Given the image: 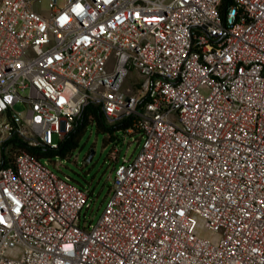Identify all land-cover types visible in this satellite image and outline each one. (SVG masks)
Here are the masks:
<instances>
[{"label":"built area","instance_id":"obj_1","mask_svg":"<svg viewBox=\"0 0 264 264\" xmlns=\"http://www.w3.org/2000/svg\"><path fill=\"white\" fill-rule=\"evenodd\" d=\"M35 1L0 0V264H264V0ZM87 104L140 134L95 223L7 151L58 150Z\"/></svg>","mask_w":264,"mask_h":264},{"label":"rangeland","instance_id":"obj_2","mask_svg":"<svg viewBox=\"0 0 264 264\" xmlns=\"http://www.w3.org/2000/svg\"><path fill=\"white\" fill-rule=\"evenodd\" d=\"M33 10L43 16L48 15L46 0H39L33 3ZM15 112H22L24 104L18 103L13 106ZM140 134H123L122 131H113L112 140H109V133L96 125L87 126L86 130L76 139V146L65 156H55L50 159L43 158L48 168L58 177H68L70 182L84 187L91 192V208L86 213L87 221L95 223L99 218L113 178L114 162L110 159V152L117 148L119 156L126 157L137 154L139 147H136L135 138ZM54 141L56 139L54 138ZM93 155L90 160V151ZM210 237L209 233H203Z\"/></svg>","mask_w":264,"mask_h":264},{"label":"trees","instance_id":"obj_3","mask_svg":"<svg viewBox=\"0 0 264 264\" xmlns=\"http://www.w3.org/2000/svg\"><path fill=\"white\" fill-rule=\"evenodd\" d=\"M96 125L102 128L104 132L109 133V140H112L113 131H122L123 134L130 128H133L132 119H122L112 125H106L104 116L95 109L91 104H87L76 121L71 132L59 144V149L56 151L40 150L26 147L18 139H11L8 142V154L12 157L19 150H25L37 157L50 159L55 156L65 157L75 146L77 137L86 130L87 126Z\"/></svg>","mask_w":264,"mask_h":264},{"label":"water","instance_id":"obj_4","mask_svg":"<svg viewBox=\"0 0 264 264\" xmlns=\"http://www.w3.org/2000/svg\"><path fill=\"white\" fill-rule=\"evenodd\" d=\"M92 155H93V151L91 150L87 160H90Z\"/></svg>","mask_w":264,"mask_h":264}]
</instances>
